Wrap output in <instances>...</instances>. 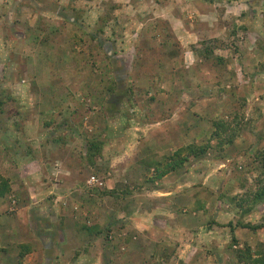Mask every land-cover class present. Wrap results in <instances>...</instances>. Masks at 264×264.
<instances>
[{
	"label": "rangeland",
	"instance_id": "1",
	"mask_svg": "<svg viewBox=\"0 0 264 264\" xmlns=\"http://www.w3.org/2000/svg\"><path fill=\"white\" fill-rule=\"evenodd\" d=\"M263 149L264 0H0V264H240Z\"/></svg>",
	"mask_w": 264,
	"mask_h": 264
},
{
	"label": "trees",
	"instance_id": "2",
	"mask_svg": "<svg viewBox=\"0 0 264 264\" xmlns=\"http://www.w3.org/2000/svg\"><path fill=\"white\" fill-rule=\"evenodd\" d=\"M236 128L229 125L227 120L218 119L212 121V132L211 137L217 140L215 146L224 147L225 145H230L233 143L234 136L236 135ZM101 142H98L97 139H93L88 142V152L89 155H96L99 152ZM210 146V143L197 145V144H189L188 146L178 148L175 150L169 157L165 158L164 167L165 170H175L176 168L180 167L182 163L185 161V156L182 155L183 152H187L190 156H200L203 155L206 149ZM187 154V155H188ZM188 155V156H189ZM92 157V156H91ZM254 161L257 165V170H259V175L256 180L255 189L250 194L249 199L251 203H264V149L259 150L254 153ZM159 165V164H158ZM169 169V170H168ZM164 172L158 171L157 178H160L164 175ZM8 185L6 181H0V195H3L6 191H8ZM243 228H249L256 230L258 228H264V218L262 219L261 224L259 225H250V224H241ZM92 228H87V230L91 231ZM28 252V249L26 250ZM250 247H246L243 250H237L236 258L238 259L240 264H264V246L255 252L257 255L256 257H252L254 253ZM24 253H21L20 256L22 257Z\"/></svg>",
	"mask_w": 264,
	"mask_h": 264
},
{
	"label": "crops",
	"instance_id": "3",
	"mask_svg": "<svg viewBox=\"0 0 264 264\" xmlns=\"http://www.w3.org/2000/svg\"><path fill=\"white\" fill-rule=\"evenodd\" d=\"M161 143H163V142H161ZM159 145H160V144H159ZM36 163H38V165H39V162H36ZM36 163H35V164H36ZM29 164L32 165L30 162H29ZM29 164H28V165H29ZM35 164H34V165H35ZM34 165H33V166H34ZM31 167H32V166H31ZM31 169H32V168H31ZM22 170H23V172H26L25 168H23ZM162 190H163V189H162ZM167 191L169 192L168 189H165L163 192L166 194Z\"/></svg>",
	"mask_w": 264,
	"mask_h": 264
}]
</instances>
